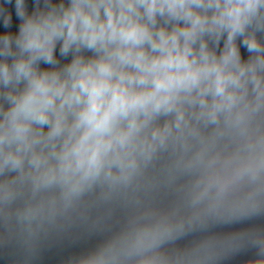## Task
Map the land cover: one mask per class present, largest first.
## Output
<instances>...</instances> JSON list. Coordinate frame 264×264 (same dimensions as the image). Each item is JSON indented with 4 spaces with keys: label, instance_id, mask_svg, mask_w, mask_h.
Wrapping results in <instances>:
<instances>
[{
    "label": "clouds",
    "instance_id": "1",
    "mask_svg": "<svg viewBox=\"0 0 264 264\" xmlns=\"http://www.w3.org/2000/svg\"><path fill=\"white\" fill-rule=\"evenodd\" d=\"M264 264V0H0V264Z\"/></svg>",
    "mask_w": 264,
    "mask_h": 264
},
{
    "label": "water",
    "instance_id": "2",
    "mask_svg": "<svg viewBox=\"0 0 264 264\" xmlns=\"http://www.w3.org/2000/svg\"><path fill=\"white\" fill-rule=\"evenodd\" d=\"M86 246L87 244L83 242L75 246H69L67 243L53 246L45 251L40 264H61L67 255L72 252H78ZM243 259V257L237 258L229 262V264H242Z\"/></svg>",
    "mask_w": 264,
    "mask_h": 264
}]
</instances>
